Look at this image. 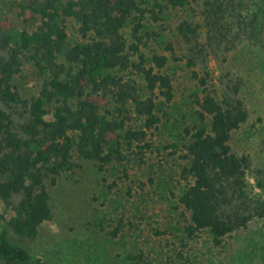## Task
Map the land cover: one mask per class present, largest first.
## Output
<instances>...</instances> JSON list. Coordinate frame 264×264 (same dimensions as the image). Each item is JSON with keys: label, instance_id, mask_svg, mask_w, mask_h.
<instances>
[{"label": "trees", "instance_id": "16d2710c", "mask_svg": "<svg viewBox=\"0 0 264 264\" xmlns=\"http://www.w3.org/2000/svg\"><path fill=\"white\" fill-rule=\"evenodd\" d=\"M192 1L197 0H163L171 10H184ZM20 2V16L37 23L33 30L14 28L0 17V103L22 119L15 128L11 115L0 110V202L10 212L7 219L0 215V262L5 264L26 262L29 256L8 240L2 225L18 237L34 239L51 219L45 177L71 171L73 153L99 168L142 163L143 151L151 148L147 134L159 123L158 108L173 97L167 67L175 48L164 39L168 55L140 53L145 12L139 0ZM204 6L201 22L184 19L175 27L176 38L187 46V54L175 60L185 62L198 89L195 120L184 129L182 144L180 177L187 185L177 203L183 210V248L202 233L219 246L254 218L264 223V199L248 190L249 160L230 144L248 113L235 87L222 90L212 72L195 70L206 58L202 32L219 49L230 31L226 20L235 11L231 0H207ZM263 16L264 5L248 25L255 39ZM67 19L77 24V42L68 39ZM126 27H131L129 40L123 35ZM23 61L43 77L28 101L15 85ZM128 72L142 79L143 94L136 82L123 78ZM133 118L141 124L133 127ZM126 262L142 264L143 256L128 254Z\"/></svg>", "mask_w": 264, "mask_h": 264}, {"label": "rangeland", "instance_id": "374dc122", "mask_svg": "<svg viewBox=\"0 0 264 264\" xmlns=\"http://www.w3.org/2000/svg\"><path fill=\"white\" fill-rule=\"evenodd\" d=\"M139 1L145 12L140 53L146 58L155 53L167 54L161 44L165 39L173 44L175 59L185 56L187 46L176 38L175 27L184 19L201 22L207 0L192 1L184 10L166 9L163 0ZM231 1L235 12L226 20L230 29L227 39L218 43L217 49L203 31L199 40L205 45L206 58L197 62L195 70L212 72L222 90L237 89L248 118L233 132L230 144L236 155L249 160L246 180L251 195L264 199V16L259 36L255 39L247 33L264 0ZM20 3L0 0V17L14 28L33 30L37 23L20 16ZM65 27L69 41H79L75 21L67 19ZM130 30L126 27L123 32L128 40ZM169 58L167 73L173 97L158 108L159 123L147 134L151 148L143 151V162L132 160L99 168L73 153L71 171L44 178L52 215L38 228L37 236L21 238L2 225L8 240L29 256L26 262L11 264H127L128 254H141L142 264H264V223L257 218L226 236L219 246L202 233L182 247L183 210L177 203L187 185L180 177L182 144L184 129L195 120L198 89L185 62ZM122 75L136 82L143 94L139 76L132 72ZM42 81L33 65L23 61L15 80L21 99L34 97ZM0 110L11 115L13 127L22 122L2 103ZM16 110L21 112L19 107ZM140 124L135 118L131 121L133 127ZM0 215L6 219L10 216L1 202Z\"/></svg>", "mask_w": 264, "mask_h": 264}]
</instances>
